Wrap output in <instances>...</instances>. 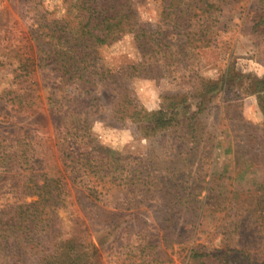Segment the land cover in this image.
Instances as JSON below:
<instances>
[{
  "label": "rangeland",
  "instance_id": "obj_1",
  "mask_svg": "<svg viewBox=\"0 0 264 264\" xmlns=\"http://www.w3.org/2000/svg\"><path fill=\"white\" fill-rule=\"evenodd\" d=\"M97 5L115 15L130 8L136 28L98 49L118 76L116 88L95 91L90 129L74 147L89 159L87 172L66 175L69 205L58 209L55 233L37 248L11 235L1 239L0 264H60L74 254L90 264H187L191 248L221 237L220 213L202 216L212 175L231 190L255 188L264 178V0ZM68 10L64 0H0V136L36 137L46 169L57 174L62 162L54 138L69 120L49 105L59 74L38 60V49L47 23ZM207 82L221 87L204 96ZM123 96L147 112L158 111L164 97L180 96L185 109L177 119L197 118L202 145L185 143L182 128L142 138L130 121L113 116ZM35 200L1 194L0 223Z\"/></svg>",
  "mask_w": 264,
  "mask_h": 264
},
{
  "label": "trees",
  "instance_id": "obj_2",
  "mask_svg": "<svg viewBox=\"0 0 264 264\" xmlns=\"http://www.w3.org/2000/svg\"><path fill=\"white\" fill-rule=\"evenodd\" d=\"M64 2L69 8L68 15L47 23V33L39 36L42 41L39 43L41 49H38V60L45 66H53L59 74L58 85L51 90L49 105L69 120L67 126L57 132L53 144L62 162L61 171L57 174L46 169L42 141L36 137L31 138L28 133L11 139L0 136V195L21 192L36 198L14 208V217L7 223H0V240L11 235L17 244L22 241L36 245V248L42 245L45 237L55 233L52 224L58 209L69 205L66 175H85L87 172L89 162L83 161L89 159L84 153H77L74 147L82 145L90 129L89 119L97 107L95 91L101 87H117L118 72L103 63L98 49L112 45L136 28L130 8L115 15L104 13L97 0ZM46 38L49 42L43 43ZM41 53H45V57ZM220 87L207 82L202 84V94L206 96ZM127 98L122 97L113 116L119 121H130L142 138L182 128L183 136L187 137L185 143L202 145L201 135H196L197 118L187 124L177 119L180 109H185L180 96L164 97L161 108L152 112L137 109ZM208 147L210 156L214 146ZM82 180L83 188L92 192ZM215 181L212 175L211 182L203 188L207 196L204 203L201 201V208L203 219L207 214L220 213L216 219L220 240L215 245L199 244L191 248L187 264H264V178L255 188L241 190H231V184L223 181L221 185L219 179L217 183ZM226 212L233 214L228 216ZM60 264L90 263L88 256L74 254Z\"/></svg>",
  "mask_w": 264,
  "mask_h": 264
}]
</instances>
